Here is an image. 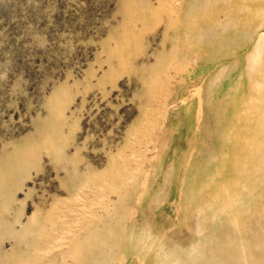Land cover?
<instances>
[{
  "label": "rangeland",
  "instance_id": "rangeland-1",
  "mask_svg": "<svg viewBox=\"0 0 264 264\" xmlns=\"http://www.w3.org/2000/svg\"><path fill=\"white\" fill-rule=\"evenodd\" d=\"M147 1L0 0V264H264V0L217 48Z\"/></svg>",
  "mask_w": 264,
  "mask_h": 264
},
{
  "label": "bare ground",
  "instance_id": "bare-ground-1",
  "mask_svg": "<svg viewBox=\"0 0 264 264\" xmlns=\"http://www.w3.org/2000/svg\"><path fill=\"white\" fill-rule=\"evenodd\" d=\"M140 1L144 7L146 6L152 7V4L149 1L147 0H140ZM160 1H161V6H163L162 10L170 14L171 16L170 19H172V15L175 14V16L177 17V21H178V19L181 17V14L184 13V19L185 21H187V24L184 25L186 27V31L195 33L194 35L191 34L192 37L190 38L194 40V43L198 42L200 43V45L204 47L211 46V47L217 48L218 45H221L222 43L228 41L231 38L230 34L236 28L233 26V24H235L234 23L235 21H236V24H238V26L241 29H256L254 25L250 24L249 20H246L253 16L252 10H254L255 8V5L252 4V2L249 0H218L221 2V4L225 5L224 9L226 11V17L228 19V22L223 23L220 18L219 19L218 17L214 18L215 15L213 14L214 21L216 22L212 23V27L210 29H207V27H202L199 24L195 23L194 22L195 18L193 16L194 14L192 15L191 11L195 7V5H198L199 3H200L199 11L203 9H204L203 11H205V6L212 3V0H195V2H192L193 4L190 5V8H187V9L183 8L182 11L179 9L180 6H176L174 4L175 0H167L169 1L168 3H170L169 5H167L168 3H166V0H160ZM226 7H227V10H226ZM159 11L161 12V10ZM173 19H175V17H173ZM217 28H222L224 32L218 33ZM260 59H263V58H260ZM261 92H262L261 99H263L264 89ZM248 94H249V100L246 101V107L250 110L251 103L249 102H251L250 101L251 96L252 95L259 96L261 93L259 91L249 90ZM241 123L243 122H241V119H240L239 122L237 123L239 127L235 126L237 128L234 127L232 132H230V133H233L230 135V138H229L230 140H228V144H227V147L230 150H231V147L235 143L238 142L240 135L244 132V130H242ZM249 132L250 133L253 132L250 127L246 128V132L242 134V138H246V153L241 155L238 158L239 165L236 170V179L242 180V181L244 180L246 181V176L249 173H251L252 169L256 170L260 168L262 165V160L264 159V141H261L260 139H258L256 142L258 145V149L256 151L251 152L253 148H252V145H250ZM226 163L227 165H232V166L234 165L233 160L230 157L228 158ZM247 209H249L248 213H252L253 216L250 217L249 215L246 214V219H256L258 216H261L262 214H264V195L258 202L254 203Z\"/></svg>",
  "mask_w": 264,
  "mask_h": 264
}]
</instances>
